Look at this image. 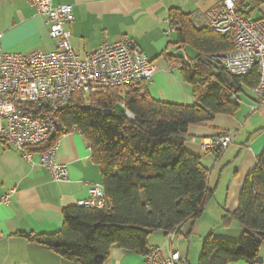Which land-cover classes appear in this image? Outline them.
Instances as JSON below:
<instances>
[{"label":"trees","instance_id":"1","mask_svg":"<svg viewBox=\"0 0 264 264\" xmlns=\"http://www.w3.org/2000/svg\"><path fill=\"white\" fill-rule=\"evenodd\" d=\"M263 3L245 0L237 13L255 20L252 11ZM169 22L175 26L174 44L195 52L193 59L164 53L181 65V77L191 86L194 103L154 100L142 83L100 88L92 95L73 94L58 118L64 132L78 131L86 140L101 173L107 205L66 206L57 232L26 233L28 240L77 264H103L112 246L144 257L151 248V234L177 232L181 224L203 214L213 191L208 187V169L184 149L188 128L210 122L217 114L233 115L239 108L234 97L247 94L257 84L258 74L253 70L235 76L217 63L202 60L231 49L227 34L196 27L191 15L178 8L169 10ZM118 103L131 112L132 120L116 111ZM60 134L32 150H47ZM256 159L255 169L243 182L237 208L222 217L225 225L232 220L239 223L241 235L235 240L207 235L197 264H259L257 253L264 242V149Z\"/></svg>","mask_w":264,"mask_h":264},{"label":"crops","instance_id":"2","mask_svg":"<svg viewBox=\"0 0 264 264\" xmlns=\"http://www.w3.org/2000/svg\"><path fill=\"white\" fill-rule=\"evenodd\" d=\"M53 2L72 6L75 19L67 29L75 52L83 56L102 43L128 38L155 66L150 79L143 84L152 99L179 105L194 103L191 86L183 81L178 63L164 56L165 53L191 59L187 46L174 44L175 26L169 22V10L178 8L199 16L214 6L216 0ZM0 47L7 52L28 54L53 50L55 42L48 36L44 17L25 0H0ZM240 94L234 97L239 108L233 115L217 114L210 122L188 128L184 149L208 169V187L213 193L201 217L181 224L174 235L172 249L179 251L187 264L192 248L198 260L201 242L207 235L235 240L242 233L239 223L232 220L225 225L222 217L237 208L243 182L255 169L257 155L264 149V120L260 114H248L251 102H245L241 108ZM251 100L255 101L253 94ZM243 108L247 109V116L240 114ZM224 133L232 135V142L220 153L201 149V140ZM58 141L55 157L68 172L62 181H53L37 163L30 166L15 147L0 139V198L14 189L7 202L0 200V264H77L75 259H65L23 236L57 232L63 223L62 209L86 200L88 188L101 184V173L91 160L81 133L75 130L61 133ZM204 221L209 227L201 226ZM148 244L161 247L163 255H167L163 232L151 234ZM257 261L264 264V242L259 247ZM103 264H144V258L114 245Z\"/></svg>","mask_w":264,"mask_h":264},{"label":"built area","instance_id":"3","mask_svg":"<svg viewBox=\"0 0 264 264\" xmlns=\"http://www.w3.org/2000/svg\"><path fill=\"white\" fill-rule=\"evenodd\" d=\"M25 1L44 17L55 48L23 54L0 47V139L15 147L30 166L37 163L53 181H62L68 172L55 157L59 135L47 150H32L64 132L58 112L75 93L92 95L100 88L144 84L155 66L128 38L102 43L81 56L72 49L71 33L67 29L75 19L71 5L54 4L53 0ZM244 1L216 0L209 10L199 16L192 15L191 19L196 27L230 37L229 51L204 57V62L217 63L235 76L256 70L258 81L251 89L256 102L251 106L253 111L264 105V15L255 20L245 19L237 13ZM124 114L133 119L128 110ZM231 142L232 135L224 133L201 140L200 147L203 151L217 152ZM13 192L14 189L8 190L0 200L7 202ZM77 205L105 207L102 184L91 185L88 198ZM175 234L174 230L165 235L167 255H163L161 247H151L143 257L144 264H187L179 251L172 249Z\"/></svg>","mask_w":264,"mask_h":264},{"label":"rangeland","instance_id":"4","mask_svg":"<svg viewBox=\"0 0 264 264\" xmlns=\"http://www.w3.org/2000/svg\"><path fill=\"white\" fill-rule=\"evenodd\" d=\"M264 1V0H263ZM261 9H259V8H255V9H253V11H252V14H251V18L252 19H257V18H259L260 16H263L264 15V3L261 5ZM187 49H188V51H189V53L191 54L190 56V58L191 59H193L194 57H195V53H194V50L191 48V47H189V46H187L186 47ZM246 93L247 94H240L241 96V103H240V106H241V108H242V105L243 104H245V102H251V104L249 105V113L247 112V109H242V111H240V114L243 116V115H245V116H247V113L248 114H250V115H252V116H254V115H256V114H260L261 115V117L260 118H262V120H264V105H262V106H259L258 108H256L255 110H253L252 112H250V107L251 106H253V105H256V102L255 101H252L251 100V98H252V91L251 90H248V91H246ZM116 111L118 112V113H125V108L121 105V103H118L117 104V106H116ZM244 116V117H245ZM212 202V201H211ZM206 220V219H205ZM209 222V221H208ZM203 224H205V221L203 222V223H201V226H208L207 224H205V225H203ZM209 227V226H208ZM202 228V227H201ZM231 240V239H230ZM197 256H196V254L194 253V251H193V248H192V253H191V257H190V259H189V263L190 264H196L197 262Z\"/></svg>","mask_w":264,"mask_h":264},{"label":"water","instance_id":"5","mask_svg":"<svg viewBox=\"0 0 264 264\" xmlns=\"http://www.w3.org/2000/svg\"><path fill=\"white\" fill-rule=\"evenodd\" d=\"M125 115V114H124Z\"/></svg>","mask_w":264,"mask_h":264}]
</instances>
